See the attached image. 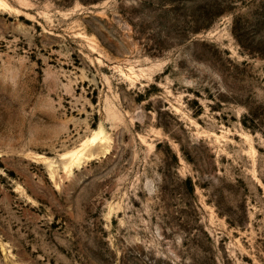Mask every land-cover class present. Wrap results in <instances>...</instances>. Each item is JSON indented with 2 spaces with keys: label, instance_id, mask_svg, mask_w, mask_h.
<instances>
[{
  "label": "rangeland",
  "instance_id": "rangeland-1",
  "mask_svg": "<svg viewBox=\"0 0 264 264\" xmlns=\"http://www.w3.org/2000/svg\"><path fill=\"white\" fill-rule=\"evenodd\" d=\"M0 264H264V0H0Z\"/></svg>",
  "mask_w": 264,
  "mask_h": 264
},
{
  "label": "bare ground",
  "instance_id": "bare-ground-1",
  "mask_svg": "<svg viewBox=\"0 0 264 264\" xmlns=\"http://www.w3.org/2000/svg\"><path fill=\"white\" fill-rule=\"evenodd\" d=\"M6 87H7V85H6ZM101 129H99L96 133H95V135H94V137L90 140L92 143L93 142H99V141H102V138H101ZM75 150V149H74ZM65 155H68V153L67 154H65ZM69 155L70 156H73V159H72V161L74 162V161H76V158H77V156H78V152H76L75 153V151H73V152H71V153H69Z\"/></svg>",
  "mask_w": 264,
  "mask_h": 264
}]
</instances>
